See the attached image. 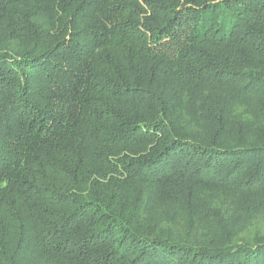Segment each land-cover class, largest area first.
Wrapping results in <instances>:
<instances>
[{
  "label": "trees",
  "instance_id": "16d2710c",
  "mask_svg": "<svg viewBox=\"0 0 264 264\" xmlns=\"http://www.w3.org/2000/svg\"><path fill=\"white\" fill-rule=\"evenodd\" d=\"M0 264H264V0H0Z\"/></svg>",
  "mask_w": 264,
  "mask_h": 264
}]
</instances>
